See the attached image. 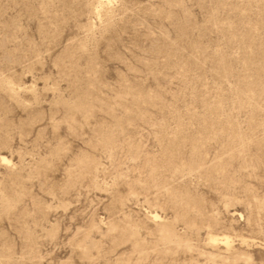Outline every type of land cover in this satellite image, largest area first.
I'll list each match as a JSON object with an SVG mask.
<instances>
[{
  "label": "rangeland",
  "instance_id": "374dc122",
  "mask_svg": "<svg viewBox=\"0 0 264 264\" xmlns=\"http://www.w3.org/2000/svg\"><path fill=\"white\" fill-rule=\"evenodd\" d=\"M0 264H264V0H0Z\"/></svg>",
  "mask_w": 264,
  "mask_h": 264
}]
</instances>
